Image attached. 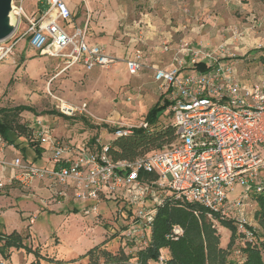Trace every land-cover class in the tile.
Returning a JSON list of instances; mask_svg holds the SVG:
<instances>
[{
  "label": "rangeland",
  "instance_id": "obj_1",
  "mask_svg": "<svg viewBox=\"0 0 264 264\" xmlns=\"http://www.w3.org/2000/svg\"><path fill=\"white\" fill-rule=\"evenodd\" d=\"M22 1L28 17L39 16V9H46L38 0ZM65 1L73 10L71 24L86 30L90 44L102 45L116 61L92 71L82 64L67 68L65 59L41 55L30 46L28 37H22L15 53L0 61V108L8 110L14 123L26 126V130L20 129L18 142L38 141L33 132L48 127L53 136L72 145L80 147L93 138V142L100 139L110 145L119 127L146 122L150 108L163 92L154 81L152 66L158 62L173 64L187 42L210 50L222 46L217 57L230 61L242 82L257 81L264 74V61L259 57L262 52L256 51L264 46V0ZM28 17L21 22L17 19L16 37L27 31ZM60 25L66 26V22L60 21ZM137 49L144 56L145 66L133 75L126 60ZM62 103L65 108L72 105L75 113L60 114ZM84 103L87 108L80 111ZM19 105L33 107L34 111L12 109ZM164 115L161 117L168 119ZM7 152L13 156L17 150ZM47 162L38 159L36 164L44 166ZM242 190L235 186L228 193L229 200H235ZM51 196L43 182L34 183L30 189L17 183L0 188V231L22 233L26 244L41 253L43 264H86L96 255L85 254L99 245L111 252L124 249L136 261L140 244L129 242L122 234L124 230L118 229L120 223L128 222L117 212L122 198L118 203L114 199ZM96 204L94 211L92 205ZM254 209L255 204L248 206L243 218L264 240V225L255 217ZM218 234L221 246L226 247L231 230L220 224ZM162 253L167 256L169 250L163 249ZM36 256L27 247L12 249L8 258L0 254V264H32ZM46 256L53 257L54 262L47 261ZM242 257L238 250H227L228 260ZM96 259L104 261L103 257Z\"/></svg>",
  "mask_w": 264,
  "mask_h": 264
},
{
  "label": "built area",
  "instance_id": "obj_2",
  "mask_svg": "<svg viewBox=\"0 0 264 264\" xmlns=\"http://www.w3.org/2000/svg\"><path fill=\"white\" fill-rule=\"evenodd\" d=\"M37 3L45 4L46 9H39V16L28 17L23 1L14 0L17 19L21 22L28 17V28L19 38L12 34L0 41V61L13 55L25 36L41 55L65 59L67 68L82 64L92 71L116 61L102 45L90 44L86 30L71 24L73 12L65 0ZM222 49L219 46L210 50L187 42L173 64L152 66L154 79L169 102L177 134L163 149L133 160H114L110 145L100 139L79 147L53 136L45 127L35 130L33 136L45 146L52 164L48 167L27 160L0 131V188L12 183L25 188L45 180L51 197H120L133 208L122 234L129 242L140 244L141 249L148 246L158 209L168 198L206 208L214 222L233 220L241 242L253 241L256 228L243 216L246 208L255 204L251 195L264 192V74L257 81L242 82L233 64L217 57ZM126 62L133 75L145 66L140 49ZM200 62L206 64V69L198 68ZM86 108L84 103L80 111ZM60 109L66 115L75 113V108H65L63 103ZM141 126L147 127L148 123ZM130 129L119 127L115 136ZM8 149H16L17 153L8 156ZM237 185L243 190L230 201L228 193ZM92 208L96 211L97 204ZM183 232L180 225H174L167 238L178 239ZM164 262L161 254L157 263Z\"/></svg>",
  "mask_w": 264,
  "mask_h": 264
},
{
  "label": "trees",
  "instance_id": "obj_3",
  "mask_svg": "<svg viewBox=\"0 0 264 264\" xmlns=\"http://www.w3.org/2000/svg\"><path fill=\"white\" fill-rule=\"evenodd\" d=\"M256 51L262 52L259 57L264 61V46ZM197 66L201 70L206 69V64L203 62L198 63ZM168 106L169 102L166 101L165 94L162 93L148 112L145 119L148 123L147 127L133 126L128 133L115 136L110 144L111 157L114 160H133L140 155L163 149L172 143L177 134L173 124L172 112L168 110ZM12 109L18 112L25 109L34 111L33 107L26 105H19ZM7 113L6 108H0V131L9 142L14 143L19 148L27 160L36 163L38 159H42L45 146L40 141L34 140L18 142L17 138L22 133L20 129L26 130V126L14 123ZM59 113L67 116L62 112ZM162 114L168 116V119L161 117ZM162 119L168 123L162 124ZM91 141L89 143H92ZM104 199H114L117 202L122 200L115 196H106ZM251 201L256 205L255 217L264 225V192L251 195ZM120 208L117 212L121 213L118 214L124 218V221L129 222L133 215V208L125 200H122ZM195 211H198V215L195 214ZM128 222L117 225L119 231H121L120 228L125 230ZM220 224L231 230L229 243L226 247L221 246L218 234ZM174 225H180L184 229L183 234L178 239L167 238V234L171 232ZM240 237L238 226L233 220L224 219L214 222L207 216L206 208L198 204H187L180 200L168 198L164 205L158 209L148 246L138 251L136 261H132V256L127 254L124 249L111 252L99 245L91 248L85 255L91 257L95 254L98 259L103 257L104 261L101 263L95 257L93 261L86 264H152V261H158L159 256L163 254V249L169 250V255L165 256L164 264H264V240L259 237L258 230H255V238L251 242L242 243ZM22 247H27L28 252L34 251L37 255L32 264H43L41 253L38 249L33 250L31 246L26 244L22 233L17 230L10 233L0 231V254L5 258L10 256L12 249ZM227 250L229 252L238 250L243 257L239 260L236 258L228 260ZM44 258L50 263L54 262L53 257L46 256Z\"/></svg>",
  "mask_w": 264,
  "mask_h": 264
},
{
  "label": "water",
  "instance_id": "obj_4",
  "mask_svg": "<svg viewBox=\"0 0 264 264\" xmlns=\"http://www.w3.org/2000/svg\"><path fill=\"white\" fill-rule=\"evenodd\" d=\"M14 0H0V41L10 37L16 28Z\"/></svg>",
  "mask_w": 264,
  "mask_h": 264
},
{
  "label": "crops",
  "instance_id": "obj_5",
  "mask_svg": "<svg viewBox=\"0 0 264 264\" xmlns=\"http://www.w3.org/2000/svg\"><path fill=\"white\" fill-rule=\"evenodd\" d=\"M71 8V7H70ZM71 10H72V8H71ZM72 12H73V10H72ZM134 54V53H133ZM133 54H132V56L131 57H133ZM130 57V58H131ZM155 65H157V66H161V67H168V66H170V64H160V62H158V63H154ZM129 71V70H128ZM154 81L155 82H157L155 79H154ZM59 138V137H58ZM61 139V138H60ZM63 140V139H62ZM65 141V140H64ZM2 153H0V155H1ZM3 155V154H2ZM42 159H45L46 161H48V156H47V153L46 152H44L43 151V153H42ZM45 165H52L49 161L47 162V163H45ZM7 180V179H6ZM40 182H43L44 184H46V188H47V181H45V180H38V181H35V182H33L30 186H28V187H25L26 189H30V187L34 184V183H40ZM7 185H9V184H7ZM6 185V186H7ZM69 200H71L70 198H69Z\"/></svg>",
  "mask_w": 264,
  "mask_h": 264
},
{
  "label": "bare ground",
  "instance_id": "obj_6",
  "mask_svg": "<svg viewBox=\"0 0 264 264\" xmlns=\"http://www.w3.org/2000/svg\"><path fill=\"white\" fill-rule=\"evenodd\" d=\"M66 106V105H65ZM74 107L72 105H68V109H73Z\"/></svg>",
  "mask_w": 264,
  "mask_h": 264
}]
</instances>
